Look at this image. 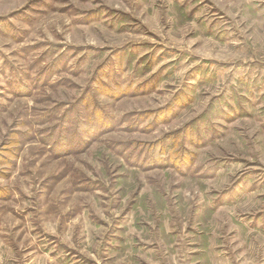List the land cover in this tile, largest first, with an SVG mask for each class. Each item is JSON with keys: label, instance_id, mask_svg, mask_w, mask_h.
Masks as SVG:
<instances>
[{"label": "rangeland", "instance_id": "rangeland-1", "mask_svg": "<svg viewBox=\"0 0 264 264\" xmlns=\"http://www.w3.org/2000/svg\"><path fill=\"white\" fill-rule=\"evenodd\" d=\"M0 264H264V0H0Z\"/></svg>", "mask_w": 264, "mask_h": 264}]
</instances>
